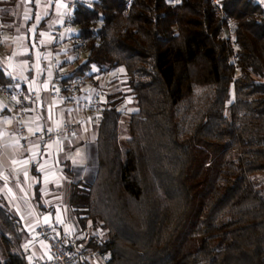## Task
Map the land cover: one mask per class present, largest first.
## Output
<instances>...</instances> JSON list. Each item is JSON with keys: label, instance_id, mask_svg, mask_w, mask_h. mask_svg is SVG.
<instances>
[{"label": "trees", "instance_id": "16d2710c", "mask_svg": "<svg viewBox=\"0 0 264 264\" xmlns=\"http://www.w3.org/2000/svg\"><path fill=\"white\" fill-rule=\"evenodd\" d=\"M16 1L0 0L4 24ZM222 2L236 48L210 0H80L72 12V36L88 44L62 83L112 72L121 88L95 126L94 178L68 195L83 230L104 233L83 249L109 253L105 264H264V192L252 180L264 177V5ZM12 81L0 68V85ZM0 232V264H26L1 202Z\"/></svg>", "mask_w": 264, "mask_h": 264}, {"label": "crops", "instance_id": "0c3cea01", "mask_svg": "<svg viewBox=\"0 0 264 264\" xmlns=\"http://www.w3.org/2000/svg\"><path fill=\"white\" fill-rule=\"evenodd\" d=\"M47 1L51 10L37 22L32 13L35 0L29 2L31 14L28 26L33 28L28 40L23 42L22 49L25 53L22 56H10L7 64L0 58V68L6 76L20 83L22 93L37 94L35 100L29 104L27 115V130L31 138L35 139L37 134L50 125L61 126L65 122L78 125L72 135L42 147L33 145L26 150L17 132L15 108L0 98V202L17 219L23 237L18 244L12 243L11 251L20 254L26 264L51 257L46 242L33 234L39 222L43 224L60 222L64 230L79 239L82 248L86 247L91 238H104L100 228L96 226L90 228V222L83 230L68 205V195L72 184L71 174L75 176V181L85 180L90 177L89 168H93L95 163L96 125L89 120L83 122L87 114V105L99 96L106 98L110 94L108 93L110 89H117L116 85H112L114 87L109 89L111 81L107 85L104 83L106 78L102 79L104 85H99L96 77L104 75L113 77L112 72H105L98 74L91 81L85 80L89 81L90 85L87 93H72L62 83L56 87V94L53 97L49 95L52 55L49 35L59 25L57 24L59 21L48 31H42L46 29L48 21L43 27L40 26L44 19L48 17L50 19L54 13L59 18H64L70 0ZM255 1L264 5V0ZM70 31L64 33L61 43L53 50L61 70L67 76L82 57L76 58L75 61L73 59V62V56L64 54L67 46L70 47L71 44ZM103 90L108 91V94L103 93ZM1 248L0 240V250ZM77 264H105V262L100 258L87 256L80 259Z\"/></svg>", "mask_w": 264, "mask_h": 264}, {"label": "built area", "instance_id": "2783aa9c", "mask_svg": "<svg viewBox=\"0 0 264 264\" xmlns=\"http://www.w3.org/2000/svg\"><path fill=\"white\" fill-rule=\"evenodd\" d=\"M79 1L80 0L69 1L63 21L49 35V46L52 53L50 59L51 86L49 88V95L51 97L56 94V87L61 85L62 80L67 77V74L61 70L59 63L53 54V50L55 46L61 43L64 33L71 30V15L73 10L77 8ZM210 4L214 15L221 22L219 32L223 43L226 46L236 48L238 44L235 43L233 39L232 17L228 14L224 3L222 0H210ZM69 41L70 43L77 45V58H80L83 54L84 48L88 44V40L79 36H72ZM236 62L237 57L232 53L230 63ZM65 86L66 89L72 93H87L88 88L90 87L87 81L80 79H75ZM36 95V92H32L29 95L22 93L20 83L17 80H13L12 83L7 86L0 85V98L9 102L15 108L17 132L22 139V146L26 150H29L33 145L42 147L45 144L72 135L76 132L78 127L77 124H70L67 122L61 126L50 125L37 134L35 139L31 138L27 130V115L29 104L31 101L35 100ZM105 104L106 98L102 96L89 102L87 105V114L83 119V122L89 120L97 125L100 119V113ZM33 234L46 242L51 257L47 260L35 261L28 264H77L80 259L86 258L87 256H94L106 262L110 258L109 253L102 254L100 250L86 253L79 244L77 237L64 230L60 222H54L52 224H43L42 222H39L35 226Z\"/></svg>", "mask_w": 264, "mask_h": 264}, {"label": "rangeland", "instance_id": "374dc122", "mask_svg": "<svg viewBox=\"0 0 264 264\" xmlns=\"http://www.w3.org/2000/svg\"><path fill=\"white\" fill-rule=\"evenodd\" d=\"M29 2L30 0H17L16 1L14 8H12L9 13L13 17V20L9 22L8 24H4L0 17V58L2 62L5 64H7V59L10 56H22L25 53V51L22 49L23 42L28 40V37H30L32 28H33V27L28 26L29 21H30L29 16L31 14V10H30L31 5ZM50 8L51 7L47 0H35V8L32 11L35 17V21L37 22L40 19H42V16L45 17V13L50 12L51 10ZM58 18L59 16L54 13L50 17V19L47 20L48 22H47L46 29L42 31L50 30L58 21L59 22L57 24H60L64 19L63 17H61L58 20ZM70 32L72 34V31ZM64 54L73 56L72 61L73 59L75 61L77 58V54L75 53V51L71 47H68V46L66 50L64 51ZM79 60L82 61L81 59ZM96 78H97V81L100 83L99 85H104V83L107 84L112 79L110 75L98 76ZM104 78L106 79L104 80ZM102 79L104 80V83L102 82ZM112 85L113 84H111L110 82V85L108 86V88L109 89L113 88L114 86L112 87ZM116 86H117V89L116 88L110 89L111 91L109 90V92L105 91L106 90L105 89L103 90L104 91L103 93H107V92L111 93V92H115L116 90L118 91L121 89L119 84H117ZM132 109H133L132 100L130 98L125 99L124 107L122 108L123 117L120 122V146L123 151H125L126 149V141L128 139L127 121L129 119V114L132 111ZM89 172H91L89 174L90 177L93 178L96 172L95 163L93 165V168H89ZM71 175H72L70 176L71 182H75V176H73V174ZM90 177L86 178L85 182H90L92 180V178ZM252 180L255 183L256 187H258L259 190H263L264 192V177H254Z\"/></svg>", "mask_w": 264, "mask_h": 264}]
</instances>
